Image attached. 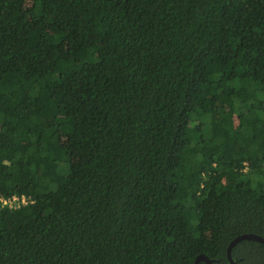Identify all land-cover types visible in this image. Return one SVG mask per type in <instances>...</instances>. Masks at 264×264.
I'll return each instance as SVG.
<instances>
[{
	"label": "trees",
	"instance_id": "obj_1",
	"mask_svg": "<svg viewBox=\"0 0 264 264\" xmlns=\"http://www.w3.org/2000/svg\"><path fill=\"white\" fill-rule=\"evenodd\" d=\"M14 194L0 264H232L264 239V0H0Z\"/></svg>",
	"mask_w": 264,
	"mask_h": 264
},
{
	"label": "water",
	"instance_id": "obj_2",
	"mask_svg": "<svg viewBox=\"0 0 264 264\" xmlns=\"http://www.w3.org/2000/svg\"><path fill=\"white\" fill-rule=\"evenodd\" d=\"M242 239H253V240H258V241H261L264 243V239L260 236H257L255 234H251V233H244V234H240L236 237H234L229 245H228V248H227V257L229 259V261L232 263V264H237L231 257V249L232 247L240 240ZM199 260H203L205 262V264H211V260H209L207 257H205L204 255H199L196 257L195 259V264H198V261Z\"/></svg>",
	"mask_w": 264,
	"mask_h": 264
},
{
	"label": "built area",
	"instance_id": "obj_3",
	"mask_svg": "<svg viewBox=\"0 0 264 264\" xmlns=\"http://www.w3.org/2000/svg\"><path fill=\"white\" fill-rule=\"evenodd\" d=\"M30 201L31 200L24 195L14 194L8 197L0 196V208L8 207L11 209H15L26 205Z\"/></svg>",
	"mask_w": 264,
	"mask_h": 264
}]
</instances>
